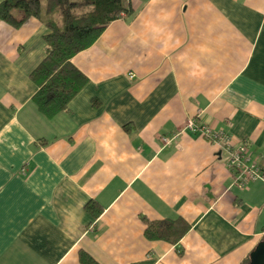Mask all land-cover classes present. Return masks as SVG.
Instances as JSON below:
<instances>
[{"label": "crops", "instance_id": "crops-1", "mask_svg": "<svg viewBox=\"0 0 264 264\" xmlns=\"http://www.w3.org/2000/svg\"><path fill=\"white\" fill-rule=\"evenodd\" d=\"M130 2L72 58L88 82L52 117L31 77L46 26L0 20V264H250L264 239V179L239 188L228 151L185 129L246 140L264 170V0ZM143 217L187 229L149 239Z\"/></svg>", "mask_w": 264, "mask_h": 264}, {"label": "trees", "instance_id": "trees-1", "mask_svg": "<svg viewBox=\"0 0 264 264\" xmlns=\"http://www.w3.org/2000/svg\"><path fill=\"white\" fill-rule=\"evenodd\" d=\"M130 0H1L0 20L14 28L29 19L40 20L47 28L44 35L46 54L31 73L38 86L33 100L39 110L52 117L66 109L72 98L87 84V76L75 66L72 58L90 47L107 25L115 19L134 14ZM85 208L98 217L103 207L90 200ZM149 239L177 243L187 224L180 218L150 220ZM81 264H99L87 251L80 249Z\"/></svg>", "mask_w": 264, "mask_h": 264}, {"label": "built area", "instance_id": "built-area-1", "mask_svg": "<svg viewBox=\"0 0 264 264\" xmlns=\"http://www.w3.org/2000/svg\"><path fill=\"white\" fill-rule=\"evenodd\" d=\"M185 129L200 131V134L218 144L229 153V166L234 171V183L239 188L246 187L256 179H264V170L261 165L251 158L250 146L246 140L235 144L233 137L221 129H214L211 125L198 126L196 119L190 118ZM178 135L163 136L162 141L169 143Z\"/></svg>", "mask_w": 264, "mask_h": 264}, {"label": "water", "instance_id": "water-1", "mask_svg": "<svg viewBox=\"0 0 264 264\" xmlns=\"http://www.w3.org/2000/svg\"><path fill=\"white\" fill-rule=\"evenodd\" d=\"M250 264H264V239L250 255Z\"/></svg>", "mask_w": 264, "mask_h": 264}]
</instances>
